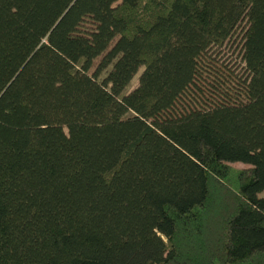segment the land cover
<instances>
[{
	"label": "trees",
	"instance_id": "obj_1",
	"mask_svg": "<svg viewBox=\"0 0 264 264\" xmlns=\"http://www.w3.org/2000/svg\"><path fill=\"white\" fill-rule=\"evenodd\" d=\"M263 190L264 0H0V264H264Z\"/></svg>",
	"mask_w": 264,
	"mask_h": 264
},
{
	"label": "rangeland",
	"instance_id": "obj_2",
	"mask_svg": "<svg viewBox=\"0 0 264 264\" xmlns=\"http://www.w3.org/2000/svg\"><path fill=\"white\" fill-rule=\"evenodd\" d=\"M241 40L234 35L219 48H211L202 60L200 77L183 96L176 101V109L184 107L209 106L223 94H240V78L243 75L244 63L241 59ZM206 57V58H205ZM97 59L95 60V63ZM141 69L134 75L127 89L137 85ZM233 168H242L243 163H230ZM264 196V190L259 193Z\"/></svg>",
	"mask_w": 264,
	"mask_h": 264
}]
</instances>
